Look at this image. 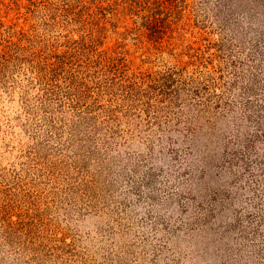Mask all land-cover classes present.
I'll list each match as a JSON object with an SVG mask.
<instances>
[{"label":"rangeland","instance_id":"1","mask_svg":"<svg viewBox=\"0 0 264 264\" xmlns=\"http://www.w3.org/2000/svg\"><path fill=\"white\" fill-rule=\"evenodd\" d=\"M0 264H264V0H0Z\"/></svg>","mask_w":264,"mask_h":264}]
</instances>
